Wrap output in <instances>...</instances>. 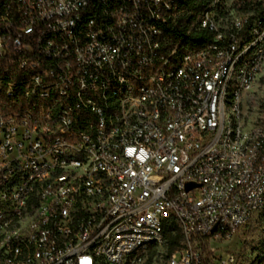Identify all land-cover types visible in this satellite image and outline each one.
Listing matches in <instances>:
<instances>
[{"label": "built area", "instance_id": "2783aa9c", "mask_svg": "<svg viewBox=\"0 0 264 264\" xmlns=\"http://www.w3.org/2000/svg\"><path fill=\"white\" fill-rule=\"evenodd\" d=\"M123 1L131 3L129 15L122 16V3L113 0H0L1 61L20 69L13 82L39 71L40 80L24 93L51 102L49 113L30 116L11 112L9 103L0 100V215L7 214L0 239L6 240L3 230L23 213L24 205L34 207L31 225L8 239L0 264L21 255L15 249V241L21 240L37 247L33 264H147L152 250L132 258L130 247L145 238L163 237L164 242L167 226L175 223L180 232L179 217L187 218L189 240L165 264H236L233 256L208 261L196 245L231 240L255 214L264 213V125L257 124L250 157H243L242 151L234 152L237 139L228 138L222 102L223 92L237 87L236 75L226 81L225 72L233 56L248 47L243 46L244 36L255 34L252 45L258 46L252 23L261 27L264 19L254 15L257 2L227 3V9L234 4L250 7L232 31L214 29L208 14L204 27L217 32L212 50L185 55L182 75L168 81L175 45L166 37L170 0ZM1 10H8L9 20H1ZM174 17L176 25L181 12ZM79 25H86V32H79ZM78 33L87 36L89 54H80ZM155 40L161 50L151 48ZM117 48H124L125 56H118ZM262 58L264 50L258 46L247 60L248 85L238 89L239 112L233 114L237 133L245 127V96ZM110 67L117 68L116 76L109 77ZM156 68L162 103L155 104L152 89L139 99L128 97L119 118L107 119L95 91L98 70H106V86L113 78L125 86L123 74L151 75ZM48 84L70 93L71 101L65 103L73 120L63 121V129L54 126V119L63 120V115L55 113L47 94H40V87ZM143 98H151L150 107H143ZM205 102H212L213 110H206ZM80 119H87V127H80ZM142 119L146 126L138 127ZM158 124L163 134L156 135ZM80 133L87 146L75 143ZM81 148H90V156L63 173L66 162H55L54 154L81 157ZM101 167L112 171L113 181H103ZM20 175L27 176V183H19ZM51 181H57V188L32 204V193ZM4 182H11L12 193L2 192ZM103 194H110V203H101ZM116 211L125 212L126 220L113 221ZM71 229H79L80 238L70 237ZM108 236H115L114 249H107ZM99 242L101 260L94 261L90 251Z\"/></svg>", "mask_w": 264, "mask_h": 264}, {"label": "bare ground", "instance_id": "6f19581e", "mask_svg": "<svg viewBox=\"0 0 264 264\" xmlns=\"http://www.w3.org/2000/svg\"><path fill=\"white\" fill-rule=\"evenodd\" d=\"M228 0H215L212 7L207 11H202L199 17L193 22V29L195 30H206L204 27V22H206L207 15L211 13L214 29H221L222 31H232L234 26H238V23L232 25L229 29L224 28L222 23L219 25L217 22V16L215 17L214 13L222 11L225 2ZM71 3L82 2V0H69ZM113 2H121V14L129 15L131 13V3L129 1L123 0H113ZM172 12L166 13L167 17V29L175 24L174 13L181 12V16L185 14V11L181 10L180 6L177 5L175 0H170ZM225 8V7H224ZM226 9V8H225ZM224 12V11H222ZM222 12H219L222 14ZM220 15V14H219ZM1 20H9L8 10H1ZM260 24V23H259ZM260 27V25H258ZM258 27V28H259ZM214 29H207L211 32L217 33ZM257 30V29H256ZM79 32H86V25H79ZM77 41L79 44L80 54H89L88 50V38L84 36L83 33H78ZM254 37L255 35L251 34ZM263 36V35H262ZM259 32L257 33V41L260 39ZM217 41V38L216 40ZM253 41V42H254ZM251 43H244L243 46H248L244 49V54H236L233 56L230 62V71L225 72L226 81H233L237 77V87H228V91L223 92L222 102L225 107L223 111V124H227L228 138L230 140H236L234 143V152L242 151L243 157H250L249 154V145L250 139L253 137V134L257 131V126L249 127L246 122L245 115V127H241L239 133H237V124H235V116L233 114L239 112L237 101L239 97L238 89H245L248 85L249 77L248 72L244 69L248 66L249 59L253 58L256 54V46ZM151 48L153 51L161 50L160 43L158 40L151 41ZM118 56H125L124 48H117ZM212 47L209 48L205 46L203 51H210ZM193 52L187 53L192 54ZM186 54V55H187ZM183 58L185 55H180L178 49H174L171 57L169 59L170 66L168 67L167 79L168 81L176 80L179 75H182L183 72ZM1 60V57H0ZM261 61V60H260ZM262 62V61H261ZM20 71V69H19ZM261 71V65L252 70V77H250V86L254 85L257 80V76ZM117 75V68H109V77ZM236 75V77H235ZM106 70H98V77L95 78V91H99L100 100H102V106L104 111L107 112V119H118L120 112L127 109V99L131 97L132 99H139L141 96H146L145 92H149L152 89H155V104L162 103V87H159V80L156 77H160V68L152 69L151 75L136 76V74L125 73L123 74V80L125 86H121L120 78H113L112 82L108 83L106 86ZM34 80H40L39 71L32 70L29 71V78L26 77L22 81L13 82V79L8 81V83L14 84V86H8L6 93L4 94L5 98L9 100L10 111L17 112L19 115H38L47 114L51 110V102L45 103V101L40 100L38 97H33L24 93L29 89L35 86ZM7 83V84H8ZM133 87H137L133 89ZM19 90H22L23 96L28 102L25 104V107L21 101L17 98L19 96ZM40 94H47L48 98L53 101V110L57 115H63V120L54 119V126L56 129H63V121L71 122L73 120L72 109L66 105L65 101H71L70 93L66 91L58 90L56 85L48 84L42 85L40 87ZM120 99V103H118ZM151 98H143V107H150ZM206 110L212 109V102H205ZM146 126V119L138 120V127ZM156 126V135L163 134L162 124ZM80 127H87V119H80ZM75 143L81 146H87L86 138L80 134H75ZM81 157H76L74 153H65V154H54L55 162H66L63 166V173L70 172L73 170V164L84 163L83 156H90V148H81ZM101 174H103V181H113L112 171L108 167H101ZM19 183H27V176L20 175ZM57 188V181L48 182V188H42V191H35L32 193V204L41 203V199L44 198V195H50L51 189ZM2 192L12 193L11 192V182H4L2 186ZM101 203H110V194H103L101 196ZM34 212L33 205H24V211L21 213L18 218H13L8 221L9 226L3 230V237L6 240L0 239V256L1 250L5 249L8 246V239H12L13 236L18 234V229L29 228L31 225V216ZM180 218V231L184 236V240H189V228L187 224L186 217ZM112 220H126V213L123 211H116L112 214ZM7 222V214L0 215V225H4ZM70 237L80 238L79 229H71ZM163 237L161 238H145L144 241L136 243L130 247L131 257L139 258V256L144 255L146 251L151 250V247H159L163 244ZM115 247V236H108L107 249H114ZM15 249L18 253H21L19 256L7 257V264H33L34 259L37 258V247H30L25 243L24 240L15 241ZM94 250L91 252V258L94 261L101 260V252L103 250V242L94 243ZM99 251V252H98ZM149 254L148 257H150ZM148 260V258H147Z\"/></svg>", "mask_w": 264, "mask_h": 264}, {"label": "rangeland", "instance_id": "374dc122", "mask_svg": "<svg viewBox=\"0 0 264 264\" xmlns=\"http://www.w3.org/2000/svg\"><path fill=\"white\" fill-rule=\"evenodd\" d=\"M231 2L232 0L225 2L224 7L227 9V3ZM224 7L222 9L224 12L219 11L222 14L217 12L214 13V16L218 15L216 17L217 22L219 21L218 24L222 23V26L227 29H230L233 24L238 23V19L241 16H248L250 14H243L234 5L227 10ZM254 15L260 16L257 13H254ZM261 15L262 17L260 18H263L264 12ZM258 25L260 24L252 23V30L259 32ZM246 42L247 39L244 36L243 44ZM255 46L256 53L258 52V46L259 50H264V35L258 39V46ZM261 61V71L257 76L256 83L248 89L249 93L245 96V115L249 127L257 126V124L264 125V58ZM179 233H174L173 237L183 235ZM183 247H186L184 237L179 241V245L173 249V252L181 250ZM196 248L200 250L203 257L207 258L208 261L217 262L223 258H228V256H233L236 264H259L258 261L264 258V213L255 214L253 220L239 229L238 234L233 239L223 241L208 240L196 245ZM170 251V245L165 236L164 243L156 247V253L149 264H165L170 259Z\"/></svg>", "mask_w": 264, "mask_h": 264}, {"label": "trees", "instance_id": "16d2710c", "mask_svg": "<svg viewBox=\"0 0 264 264\" xmlns=\"http://www.w3.org/2000/svg\"><path fill=\"white\" fill-rule=\"evenodd\" d=\"M176 4L180 6L183 11H185V14L181 16L182 18L178 21V23L175 25H172L170 28L166 31V37L169 39V45L175 44L174 49H178L180 52V55H186L190 52L200 51L205 46L208 48L211 46V43L216 40L217 33L211 32L209 30H195L193 29V22L199 17L202 11H207L210 9L213 5L214 0H175ZM239 1H247V0H239ZM257 2V5L259 6V9L256 11L257 14L262 16L261 13L264 8V2L262 4H259L260 1L263 0H255ZM238 8L240 12H242L245 15H248L250 13V7H246L243 4H234ZM264 19V17H263ZM259 30V36L264 35V20L262 21L261 27L258 28ZM245 38L247 39L246 43H251L254 41V37L251 34L245 35ZM7 60H0V100H4L5 103H9V100L5 98L4 94L7 91V83L10 80H15V77L20 76L19 68L17 69H11L7 66ZM8 70V71H7ZM26 77H20V79H17V81H22ZM16 81V82H17ZM19 101H21L25 107V104L28 102L27 99L23 96L22 90H19V96L17 98ZM178 232L179 229L178 226L175 223H172L171 225L167 226L165 229V236L167 237V240L170 245V252L172 253L175 247L179 245V241L184 237L183 235L173 237L174 233ZM181 234V233H179ZM157 247V246H156ZM156 247H151V255L149 258V261L147 264H149L155 253H156ZM259 264H264V258H261L258 261Z\"/></svg>", "mask_w": 264, "mask_h": 264}, {"label": "water", "instance_id": "95a60500", "mask_svg": "<svg viewBox=\"0 0 264 264\" xmlns=\"http://www.w3.org/2000/svg\"><path fill=\"white\" fill-rule=\"evenodd\" d=\"M192 186H190L189 190H191Z\"/></svg>", "mask_w": 264, "mask_h": 264}]
</instances>
